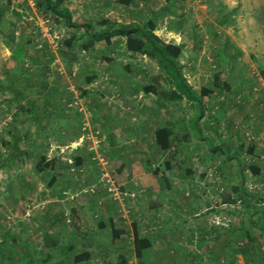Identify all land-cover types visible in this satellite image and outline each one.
<instances>
[{
  "label": "rangeland",
  "instance_id": "374dc122",
  "mask_svg": "<svg viewBox=\"0 0 264 264\" xmlns=\"http://www.w3.org/2000/svg\"><path fill=\"white\" fill-rule=\"evenodd\" d=\"M227 1L228 6L219 0H191L184 10L172 3L171 12L159 17L161 38L175 41L166 34L171 30L183 36L179 63L188 83L197 91L202 86L214 89L211 100L204 102L199 124L214 143H223V154L218 155L192 126L197 103L187 98L170 103L162 94L178 90L166 66L146 55L131 54L122 39L94 49L95 59L79 47L64 45L61 52L51 42L59 35L67 40L75 33L79 38L82 31L55 20V32L43 35L40 47L28 45L22 67L11 59L8 41L32 38L35 32L29 21L40 27L31 18L38 13L34 6L31 15L33 1L11 0L7 6L8 0H0V13L7 20L0 36V80L8 85L19 79L37 82L32 73L48 72L43 66L48 55L53 63L57 61L50 66L49 81L58 87V91L51 88L59 92V102L69 95V102L79 101L86 109L85 118L77 103L74 108L67 106L73 109L71 115L47 117L42 106L46 89L41 84L30 87L20 101L27 105L40 100L23 119L36 131L34 124L41 118L40 143L44 149L47 146L43 153L48 160L60 159L55 170L59 179L49 187L48 177L35 170V159L12 168L0 165V245L2 241L10 245L0 251V264H73L66 252V245L72 243L91 253L90 264H106L121 255L129 264H264V0ZM154 5L163 7L164 1L156 0ZM123 9L119 12L125 17L130 11ZM147 15L137 16V21L143 23ZM103 20L93 18L91 23L99 29ZM108 56L114 61L108 62ZM57 67L65 71L59 77ZM151 84L156 85V94L143 93ZM124 90L128 100L144 96V107L133 105L125 111L126 103L108 105L101 95L109 91L116 101ZM4 93L0 91V142L10 138L15 113L4 102L10 94ZM96 103L107 106L97 110ZM107 109L109 124L102 125L101 113ZM48 119L53 126L46 125ZM167 124L172 125L175 144L162 153L156 147L154 127ZM42 146H32L31 152ZM250 146L255 147L254 154L247 153ZM78 154L84 157L81 167L75 165ZM166 160L173 164L165 173ZM251 165L261 172L255 175ZM71 220L77 223L73 226ZM110 220L131 238L136 224L139 234L153 241L142 262L133 246L112 243ZM100 222L107 228L99 229ZM45 233L50 235L49 246L43 240ZM44 254L53 259L43 263Z\"/></svg>",
  "mask_w": 264,
  "mask_h": 264
},
{
  "label": "trees",
  "instance_id": "16d2710c",
  "mask_svg": "<svg viewBox=\"0 0 264 264\" xmlns=\"http://www.w3.org/2000/svg\"><path fill=\"white\" fill-rule=\"evenodd\" d=\"M7 6H10L11 0H8ZM35 3L36 12L42 16L41 18H44L49 21L50 26L52 27V33L55 32L56 23L55 20L59 23L67 26L68 28H77L82 31V36L86 39L83 41L82 38H78L77 35L74 33L71 34L69 39H63L61 35H59V41L58 44L54 47H57L59 51L62 52L63 46L67 47L68 49H73L79 47L80 52L84 54H88L91 56L92 59H95V56L91 54L94 49H96V42L99 40H105L108 45L112 44L111 38L113 36H119L122 38H125L124 44L125 48L128 52H130L133 55L142 54L146 55L154 60H157L160 66H166L167 68V74L169 77H171L174 81H176L178 90H168L163 91V95L167 98V102L170 103H177L182 102L185 98H187L191 102H196L198 106V112L195 115V117L192 120V126L196 130V133L198 136H200L204 141H206L210 147L212 148V152L219 154H223L222 149V142L220 143H214L212 139L209 136L204 135L201 126L199 124L200 118L204 114V102H209L211 100V96L214 94V89L210 86H202L198 91L195 90L194 87H192L187 79L184 77L183 72L181 71L180 66V59L184 53V44H176L173 42H167L160 36H158L155 33V30L157 29V20H159L158 15L156 16H149V18H145L143 23L139 22H130V23H121L118 21H110V20H103L99 25L100 28L96 29L93 27V23L86 21L84 19H74L71 11L68 7L65 6L66 0H32ZM178 1H184V0H167L168 4H174L178 3ZM131 0H120V4L122 5H129ZM180 3V2H179ZM222 11V8L221 10ZM37 14V17H38ZM3 12L0 13V36L2 34L1 28H5L7 20L3 19L2 17ZM34 19L36 17H33ZM37 20V18H36ZM221 23L224 21L223 19L220 20ZM31 30L35 32V35L32 36V38L28 40H24L21 42H18V38L14 37L13 39L8 41V44L11 46V59L16 60L21 65L23 64L22 58L24 56H27L28 51V45L34 46L41 43V40H43V34L41 33L40 27L37 23H34L33 21H29ZM36 37V38H35ZM36 39V40H35ZM79 40L81 42L79 43ZM119 42V41H118ZM121 42V41H120ZM37 43V44H36ZM41 49V48H40ZM36 52V51H35ZM39 52V51H38ZM132 55V56H133ZM43 58V55H38ZM86 56V55H85ZM53 57V55L51 56ZM54 58V57H53ZM51 58L46 57V64L43 65L45 67L44 70L48 72L43 73H32L33 79H37V82L31 81L30 79H19L16 84L14 85H8L4 84V80H0V91L4 93L6 91L7 94L9 93L10 96H6V99L4 102L8 105L10 110H15V113L13 114V120L12 123H10V126H12V129H9V132H11V136L9 139H2L0 142V165L3 166H10L16 167L19 165H23L26 162L35 159L36 163L34 165L35 170L42 174L43 176L48 177L47 185L49 187L54 186V184L58 181L59 176L56 174V166L58 165V162L60 161L59 158H53L51 160H48L45 153H43L44 143L43 137H42V129L41 127V118L38 117V121L34 124L36 127V131H32L31 124L25 125V121L23 117L26 119L28 113H33V109H36L39 106L40 100H34V102H31L29 104H23L20 103V101L27 97L28 91L31 89L30 87H36L37 85L41 84L45 86L46 93H44V96L42 98L43 100V110L46 111L45 115L47 117L53 116V115H60L65 116L68 115V113L71 115L73 114L71 110L68 109V107L74 108V103L78 104L77 110L80 114L84 115L85 112L81 110V106L79 105V101H70V96H61V100L64 102H59V97L57 93L58 87H55L54 81L50 83L49 76H50V66L51 63H53ZM108 62H113V59H107ZM40 63L36 62L37 66ZM130 65H126L125 68L130 69ZM23 67V65H22ZM10 70V69H9ZM58 70V71H57ZM57 77H59L60 74H64L63 71L57 68ZM8 75V74H7ZM10 75V73H9ZM13 76V74H12ZM11 76V77H12ZM215 83H219V78H215ZM89 80V79H88ZM92 81V80H91ZM115 84L116 81H113ZM54 87L56 90H54ZM124 89V88H123ZM156 85H148L143 89V93H155L156 92ZM130 91H133L132 88L129 89ZM138 91V90H134ZM153 93V94H154ZM121 94V95H120ZM120 94H118L119 99L116 101L114 98L111 100H106L107 104H110L112 102L121 103V101L126 102L125 111L126 108L128 110H132L134 107L142 106L144 107L145 101H143V97L140 96V94L137 96H133L131 100H128L126 97V91H122ZM156 94V93H155ZM101 95H106L105 92H101ZM147 100V99H146ZM68 104H67V103ZM130 103V104H129ZM136 103V104H134ZM134 105V107H133ZM136 105V106H135ZM108 108V107H107ZM110 109V107H109ZM70 110V111H69ZM22 112V113H20ZM21 114V115H20ZM102 114V113H101ZM81 116V115H79ZM82 117V116H81ZM98 118V116H96ZM101 122L102 125H106V123L109 124L108 118L110 117V111L107 109V112H103L101 116ZM85 118V115H84ZM81 119V118H80ZM83 119V118H82ZM49 122L46 123L48 126H53L51 119H48ZM77 122H79V117L76 118ZM81 123V121H80ZM108 126V125H107ZM110 126V125H109ZM112 130V129H111ZM35 132V133H34ZM154 138L156 147L159 149L160 152H170L175 144L174 142V134L172 125H161L154 127ZM24 144V146L22 145ZM112 144V143H111ZM42 146L40 148L34 149L31 152L32 146ZM47 149V146L45 147V151ZM247 153L254 154L255 153V147L250 146L247 148ZM84 162V157L80 154L75 156V165L77 167H81ZM166 170L165 173L172 169V161L166 160L163 162ZM250 171L253 172L255 175H258L261 172V168L257 165H251ZM155 174L158 173V169L155 170ZM164 173L163 176L166 174ZM243 193L252 195L254 197H257L254 193H248L246 189L242 190ZM259 196V195H258ZM72 225L74 226L76 221L71 220ZM109 230L111 232V241L112 243L118 247H124V246H133L134 247V254L139 259V261L142 262L143 254L146 250L152 248L153 241L145 236H141L137 230V225L133 224V231H134V237H129L130 233L125 232L124 229H121L117 227L114 223L109 221ZM97 227L100 228H107L106 223L100 222L97 224ZM76 233L77 235H81L79 226L76 227ZM17 237L13 238L15 242ZM50 238V235L48 233H45L43 235V240L49 246L48 239ZM14 242V241H12ZM10 246L7 241H2V244L0 245V251L3 250V248H8ZM51 246V245H50ZM54 246V245H53ZM66 252L67 256L71 257L73 264H90L91 261V253L86 249H78L77 245L75 244H68L66 245ZM80 250L79 252L75 253V251ZM20 254V253H19ZM46 255V254H44ZM22 261H25L26 259L24 256L21 255L20 258ZM51 255H46L44 257L43 263H48L49 260H52ZM106 264H129L128 258L124 255H121L118 260L108 262ZM142 264V263H141Z\"/></svg>",
  "mask_w": 264,
  "mask_h": 264
},
{
  "label": "crops",
  "instance_id": "0c3cea01",
  "mask_svg": "<svg viewBox=\"0 0 264 264\" xmlns=\"http://www.w3.org/2000/svg\"><path fill=\"white\" fill-rule=\"evenodd\" d=\"M30 1H32V0H30ZM163 1H164L163 7L155 6L154 4H155L156 0H152V1H149V0H131L129 5L120 4V0H66L65 6L69 8L74 19H84L86 21L91 22V19H93V18H101V19L103 18L104 20H117L118 22H121V23H124V22L130 23V22H138L137 16L141 15L143 17L146 13H149L150 16L151 15H153V16L158 15V17H159L162 14V12H166V11L171 12L173 6L171 4H168L167 0H163ZM189 2H191V0H184L183 2L178 1V3H176L175 5H177V7H178V4H179L180 9L184 10L185 8H183V7H185V5L188 4ZM219 2H223L224 4H226L228 1L227 0H225V1L219 0ZM181 3H183L184 5H182ZM33 4L34 5H32L33 8H32V12H31L32 14L31 15L34 14L33 9H34L35 3L33 2ZM148 4H150V6ZM162 4H163V2H162ZM226 5L228 6V4H226ZM147 6H149L150 10L148 9ZM117 8H118V10H117ZM122 8H124L123 10H125V11H128V10L130 11V13L126 12L127 17H126V15H125V17L123 16V12L122 13L119 12L122 10ZM146 10H147V12H146ZM73 11H74V14H73ZM147 16L149 18V15H147ZM123 17H124V21H123ZM220 20H221V18H220ZM159 27H160V22H159V20H157V29L155 30V33L158 36L162 37V36H164V31L162 29H160ZM167 33L169 35L171 34L170 36L177 38L175 41H170V40L168 41L167 40L168 42L180 44V42L183 40V36L178 34L177 32H175L174 30L167 31L166 34ZM116 39H122L123 41L125 40V38H122L119 36H115V37L113 36L111 38V40H112L111 45H108L105 40H99L96 42L95 48L99 49L100 47L105 48L106 46L107 47L113 46L115 44L114 40H116ZM107 59H110V57L108 56L106 58V60ZM56 63H57V61L54 62L53 64H51V66L56 64ZM58 69L65 72L61 68H58ZM70 88H71L70 86L66 87L67 90H69ZM107 93H105L106 95H104L106 97L104 99L105 101L109 100V99L111 100L112 96H113L112 94L109 95V91ZM112 103H110V104H112ZM121 103L125 104L126 102H124V100H123V102H121ZM110 104H108V105H110ZM134 104H136V103H134ZM79 105L81 106L80 103H79ZM95 106H96L97 110L98 109L100 110L102 107L100 104L97 105V103ZM106 106H107V104L105 106H103L102 108H105ZM113 107L111 108V110H113ZM120 107L124 109L123 105H121ZM81 110L85 112L86 109H82V107H81ZM102 114H101V116H102ZM112 114H113V111H112ZM111 129L114 130V128H111ZM107 130H108V128H107Z\"/></svg>",
  "mask_w": 264,
  "mask_h": 264
},
{
  "label": "built area",
  "instance_id": "2783aa9c",
  "mask_svg": "<svg viewBox=\"0 0 264 264\" xmlns=\"http://www.w3.org/2000/svg\"><path fill=\"white\" fill-rule=\"evenodd\" d=\"M32 19H34L33 17H31ZM37 18V20L40 22V27H42L43 28V32L41 31V33L43 34V35H48V33H50L53 29H52V27L50 26V23H49V21L48 20H46V19H44V18H40L39 16L38 17H36ZM57 38V37H56ZM58 41H59V37L57 38V41H54L53 40V42H51V43H55V45L54 46H56L57 44H58Z\"/></svg>",
  "mask_w": 264,
  "mask_h": 264
}]
</instances>
